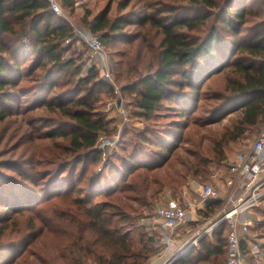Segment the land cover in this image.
I'll use <instances>...</instances> for the list:
<instances>
[{"label":"trees","instance_id":"1","mask_svg":"<svg viewBox=\"0 0 264 264\" xmlns=\"http://www.w3.org/2000/svg\"><path fill=\"white\" fill-rule=\"evenodd\" d=\"M75 1L58 0L70 11ZM93 1L81 24L109 50L120 91L145 129L122 134L130 142L122 136L118 166L110 158L102 162L97 141L110 132L96 107L113 99L112 87L94 67L81 76L80 54L63 59L74 33L45 0H0V125L22 115L32 146L15 161L2 160L0 150V169L12 173L0 172V264H50L34 249L46 231L70 236L62 248L67 264H146L152 240L129 237V222L139 214L107 199L119 193L141 209L146 173L167 164L190 125L237 114L216 141V156L192 150L198 163L191 173L206 179L211 163L227 159L222 146L264 123V0ZM152 31L160 38L155 44ZM218 77L222 88L214 85ZM37 110L52 117L35 118ZM169 116L175 120L156 126ZM43 140L54 150L47 158L35 148ZM218 207L212 200L203 214ZM227 231L220 224L174 264H227Z\"/></svg>","mask_w":264,"mask_h":264},{"label":"rangeland","instance_id":"2","mask_svg":"<svg viewBox=\"0 0 264 264\" xmlns=\"http://www.w3.org/2000/svg\"><path fill=\"white\" fill-rule=\"evenodd\" d=\"M84 0H76L74 3V8L72 11L66 10L62 7V14L61 16H57L65 20L69 26L72 28L74 33L75 43L70 47L68 52L63 54V59H69L73 57L75 54H80L81 56V76H84L86 70L90 67H94L98 74V80L100 82H104L100 77V72L96 67V59L92 58L86 50L85 43L83 39L79 38L75 33L76 30H80L82 34L89 29L84 28L81 24V18L84 15L85 10H93L95 8V1H93L92 6L90 8H84ZM118 0H115V2ZM77 4V5H76ZM114 8V7H113ZM149 35V39L152 44L157 43L160 39L159 35H155V31L147 32ZM155 35V36H154ZM98 36V35H97ZM69 43L68 41H64L63 46H67ZM106 56H110V52L108 49L105 50ZM114 70V68H113ZM112 70V71H113ZM112 72L113 81L115 85L119 88V94L116 96L113 92V99H107L103 101L100 105L96 107L98 112H102L105 114V119L108 121L109 131L110 134L107 135H100L97 141L96 148L102 152V162H107L110 158L114 162L116 166L119 165V160L122 157V153L120 151V143L121 138L123 136V140L126 143L130 142L129 135H122L126 132L128 133H138L143 132L145 129L146 124L136 118L133 115V109L130 108L128 104V100L125 99L120 91V83H118L114 77ZM218 80L215 81L216 87L222 88L223 78L218 77ZM107 84V83H106ZM109 85V84H108ZM121 99L120 106L122 105V113L120 114L119 111L115 108V105H108ZM119 105V104H118ZM197 115L201 114V111L196 113ZM33 117L42 118H51L52 115L46 114L42 110H37L32 113ZM237 114H232L226 116L221 121L204 126V127H197L195 125H190L186 132V140L183 141L178 149L174 152L171 156L167 164L159 169L158 171L154 172H147V187L145 192V205L140 209L139 203L133 200L124 199L122 195L119 193L112 195L111 198L107 200L117 201L123 204L124 210L131 216L132 213L135 211V214L138 213L137 217H132V221L129 222L130 228H132V232H130L129 237L132 240L139 241V237L144 235V237H140V239H151L152 245L155 248V251L150 255L149 261L146 264H160L161 260L158 258L160 253L161 245V227L160 223L156 216V210L166 205L169 201H180L182 197L187 198H194L196 197V193L199 188L204 184H210L215 188H220V184H222V178L225 177L226 172V163L230 159L233 158L235 154L244 150L249 143L254 139L256 134L260 132V130L264 127V123L260 125L258 128L254 129L251 133H247L244 139L239 140L235 143H230L224 147L226 158L222 162L211 163L208 168V172L210 173L209 177L204 179L202 177H195L192 175V171L197 166L198 158L192 153V150H199L201 154L206 156L207 158H213L216 156L217 149L216 141L221 138L224 132L227 131V128L232 125L234 119H236ZM25 119H27L25 117ZM171 120H175V117H163L157 119L156 126L160 128H165L168 122ZM149 126H154V122L149 123ZM26 123L22 117V115H16L11 117L5 123L0 125V150L3 149L2 160H12L15 161L17 156L22 154L23 150L29 147H32L30 144L25 143L26 139L29 137V134H26ZM24 135V136H23ZM23 136V137H22ZM201 136L202 140L199 139ZM2 138L7 140L6 145L2 144ZM24 141V142H23ZM61 141H58V143ZM4 143V142H3ZM52 144L51 141H39L35 144V148L37 154H43L45 158L51 155L54 150L50 147ZM61 144V143H60ZM106 144L105 155L103 154V145ZM39 147V148H37ZM49 147V148H48ZM108 150L112 154L111 156L107 155ZM109 156V157H108ZM197 162V163H196ZM196 163V164H195ZM96 171L99 170V167L95 169ZM0 172L7 174L8 176L12 177L9 171L6 169H0ZM107 171L103 173L106 174ZM230 187V186H229ZM228 192V191H224ZM103 200L99 199V201ZM259 210V209H258ZM111 225V224H110ZM196 225L192 226L191 224L184 225L181 229H178L176 241L183 239L188 233H190ZM260 229V228H258ZM256 230V229H253ZM252 230V231H253ZM258 233V232H256ZM255 234V233H254ZM92 234L90 232L85 233V237H91ZM70 236L62 235L56 231H46L44 234L36 241L34 245V249L38 252V254L42 257L49 260L50 264H67L69 262V257L63 254L62 248L65 245H69L70 243ZM67 245V246H68ZM66 246V247H67ZM108 246V245H106ZM39 264H44L42 261H38Z\"/></svg>","mask_w":264,"mask_h":264},{"label":"built area","instance_id":"3","mask_svg":"<svg viewBox=\"0 0 264 264\" xmlns=\"http://www.w3.org/2000/svg\"><path fill=\"white\" fill-rule=\"evenodd\" d=\"M51 11L61 16L63 10L58 0H45ZM75 33L83 39L89 55L96 59V67L103 81L112 87L113 93L118 96L119 88L115 85L110 62L99 37L86 31L84 34L75 29ZM67 41V40H66ZM108 105H115L117 112L122 113L121 99L117 98ZM119 104V105H118ZM106 144L102 147L105 155ZM226 168L232 176V182L224 195L210 184L202 185L196 197H182L180 201H169L156 210L160 223L161 249L158 258L160 264H174L189 248H197L198 242L205 236H211L220 225H227V264H245L241 243L250 230L262 223L264 218L254 219L251 213L260 208L264 201V127L256 134L249 145L227 161ZM212 200L219 202L218 209L206 217L203 212ZM200 215L201 224L185 240L176 241L175 232L187 223L190 213Z\"/></svg>","mask_w":264,"mask_h":264},{"label":"crops","instance_id":"4","mask_svg":"<svg viewBox=\"0 0 264 264\" xmlns=\"http://www.w3.org/2000/svg\"><path fill=\"white\" fill-rule=\"evenodd\" d=\"M81 3H84L81 5H84L83 7L88 9L92 6L93 1L84 0ZM221 181H222V184L218 183L220 184V188L218 189L220 190L221 194L224 195L226 193V192L224 193V191L225 190L228 191L229 186L231 185V182H232V176L229 174L227 168L225 172V177L222 178ZM258 209L254 210L251 213V217L254 219H257L258 217H260V219H263L264 218V201L262 202V204L260 205V208ZM199 219H200V215H198V213L197 214H195V212L190 213V217H188L186 224L192 223V226L196 225V227L190 233H188L183 239H180L178 241L185 240L194 230L197 229V227H199V225L201 224ZM182 227H180L179 229H181ZM253 229H256V230H253ZM177 233H178V230L175 232V238L177 237ZM196 249H198V247ZM241 250L243 254V262L245 264H264V223L253 227L248 233V235L243 238V241L241 243Z\"/></svg>","mask_w":264,"mask_h":264}]
</instances>
